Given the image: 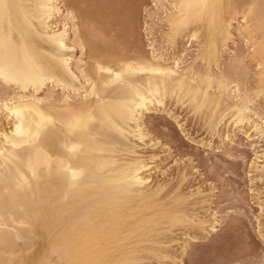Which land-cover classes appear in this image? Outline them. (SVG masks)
<instances>
[{
  "label": "bare ground",
  "instance_id": "1",
  "mask_svg": "<svg viewBox=\"0 0 264 264\" xmlns=\"http://www.w3.org/2000/svg\"><path fill=\"white\" fill-rule=\"evenodd\" d=\"M140 1L0 0V264L162 260L167 232L203 223L181 207L190 194L158 198L162 186L153 174L160 169L140 155L149 135L144 118L168 98L185 100L196 113L206 109L212 129L231 123L230 144L252 130L261 149L251 164L264 178V114L257 107L264 95V0H240L226 14L222 0H153L155 13L169 12L168 36L211 34L198 40L203 70L184 59V50L155 47L154 36L149 55L136 37L130 48ZM125 22L129 44L121 30L114 31L121 42L109 39L107 32ZM233 23L244 49L224 64H238L240 80L228 73L231 66L218 67Z\"/></svg>",
  "mask_w": 264,
  "mask_h": 264
},
{
  "label": "rangeland",
  "instance_id": "2",
  "mask_svg": "<svg viewBox=\"0 0 264 264\" xmlns=\"http://www.w3.org/2000/svg\"><path fill=\"white\" fill-rule=\"evenodd\" d=\"M237 2L240 0H222V11L226 14L239 4ZM153 3V0H141L135 3L138 6L135 7L136 12H134L136 36L131 35L129 24L125 22L128 24L127 27L123 26L124 24L120 26L121 23L114 25L118 29L111 28L113 31L110 33L106 31L109 39L117 38L119 35L114 31L118 33L121 30L124 33L120 32V35H124L121 38L127 39L123 40L124 42L130 38L129 41L132 42L130 48L138 38L140 41L137 39L139 41H136L137 45L141 44L142 51L145 50L144 52L149 55L152 50L149 42L154 36L157 43H153L155 47L163 45L164 49L170 48L169 51L171 48L175 51L184 50V59L187 62L194 60V65L203 70L205 62L201 56H196L199 51L198 40L205 36L206 41H209L211 34L201 33L196 39L191 36L190 31L188 32L190 29H187L176 35L170 33L171 37H169L166 34L167 25L163 21V17L169 12L164 9L155 13L157 9ZM152 14H155L153 19ZM149 21L154 23L152 38L147 37L145 33L146 25L151 23ZM213 22L214 19L210 24L212 25ZM236 26L237 24L233 23L232 35L227 41V46L222 47L218 66L219 68L231 66L228 73L233 79L241 76L238 72L241 70L235 62L236 66L233 63L230 66L226 65L229 60L227 57L231 58L234 54L237 56L244 49L240 39L238 40ZM127 31L131 35H128V38ZM131 37L136 38L132 41ZM34 41L40 49L50 50V44L35 35ZM129 41L126 44H129ZM72 54L75 55V51ZM218 67L212 66L214 71ZM251 70L254 71V68L251 67ZM252 82L253 79L248 80L247 86H253ZM55 90L58 93L60 91L57 87ZM263 98L264 95L260 97L257 107L259 105V110L264 114ZM168 99L165 102L166 107L162 110L151 111L145 116V128L149 131V135L146 138L147 143L140 147L142 152L140 155L147 158L151 167L160 169V172L153 174V181L162 186L158 198L164 199L169 193L170 195L166 197H169L167 201H170V196L171 199L178 195L184 198L190 194L183 200L184 204L181 207L187 209V212H194L195 221L203 218L204 222L200 224L193 221L175 226L173 230L171 229L172 232H167L169 235L165 234L166 237L168 235L166 240L171 239L170 243L167 245L163 242L166 247H161L163 252L168 254L167 258L159 260L147 257L140 260L143 261L140 264H264V178L259 179L257 171L252 167L254 154L261 149L260 142L256 139L257 135L249 130L248 134H251L249 139L244 135V137L236 135L233 137V143L230 144L225 136L227 132L232 134L231 123H223L224 126L222 124L215 126L214 123L212 125L215 129H212L207 122L209 119L206 109L203 108L204 110L196 113V110L187 105L185 100L181 104V102L173 103L172 98ZM250 142L253 143L252 146L249 145ZM183 175L185 178L182 177ZM165 191L167 194L164 193ZM164 200L166 201V198ZM212 226L214 229L211 231ZM162 234L163 240H161L164 241L165 236L164 233ZM184 246L185 251H183Z\"/></svg>",
  "mask_w": 264,
  "mask_h": 264
}]
</instances>
